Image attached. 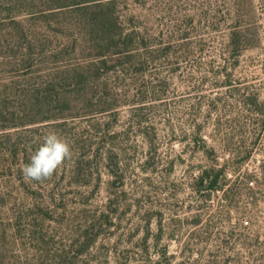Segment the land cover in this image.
Masks as SVG:
<instances>
[{
  "label": "rangeland",
  "instance_id": "obj_1",
  "mask_svg": "<svg viewBox=\"0 0 264 264\" xmlns=\"http://www.w3.org/2000/svg\"><path fill=\"white\" fill-rule=\"evenodd\" d=\"M11 2L0 0V264L52 261L92 220L100 236L78 264H264V0H118L138 39L105 112L18 104L16 91L86 59L61 33L69 13ZM235 28L245 42L228 52ZM48 132L72 157L26 181Z\"/></svg>",
  "mask_w": 264,
  "mask_h": 264
},
{
  "label": "trees",
  "instance_id": "obj_2",
  "mask_svg": "<svg viewBox=\"0 0 264 264\" xmlns=\"http://www.w3.org/2000/svg\"><path fill=\"white\" fill-rule=\"evenodd\" d=\"M11 1L17 6L38 5L47 11L58 10L63 15L69 13L73 21L64 24L61 33L77 37L73 39L81 43L78 46V53L82 55L81 58L86 59V62L60 67L49 73L47 80L43 81L38 88L16 91L14 95H17L19 100L22 98L18 104L53 106L54 110L66 108L71 110L72 103L80 100L85 102V109L89 108L91 112L116 110L118 104L111 102L114 97L109 86V77L111 74H116L120 66L133 63L134 44L138 39L136 32H126L122 28L118 0ZM21 24V22H15L12 30L20 31L19 35L25 39H28L30 35L37 36L34 31L25 32L24 25ZM239 30L240 28H235L229 34L225 45V50L228 52L237 51L244 44L246 34H241ZM35 40L27 41V46H24L30 54H34L36 46L33 41ZM62 113L64 112L61 111L58 115H63ZM219 180L217 176L215 183L218 184ZM210 185L204 184V188L212 187V184ZM93 222L89 221L87 225L80 227L79 238L68 250H58L57 254H51L52 261H43L41 264H78V258L87 253L100 236V232H95L96 223Z\"/></svg>",
  "mask_w": 264,
  "mask_h": 264
},
{
  "label": "clouds",
  "instance_id": "obj_3",
  "mask_svg": "<svg viewBox=\"0 0 264 264\" xmlns=\"http://www.w3.org/2000/svg\"><path fill=\"white\" fill-rule=\"evenodd\" d=\"M72 148L69 142L55 132H48L41 138L39 147L31 154L30 161L22 166L26 181L43 182L71 159Z\"/></svg>",
  "mask_w": 264,
  "mask_h": 264
},
{
  "label": "water",
  "instance_id": "obj_4",
  "mask_svg": "<svg viewBox=\"0 0 264 264\" xmlns=\"http://www.w3.org/2000/svg\"><path fill=\"white\" fill-rule=\"evenodd\" d=\"M223 182H224V180H223V179H220L219 182H218V184H219V185H222Z\"/></svg>",
  "mask_w": 264,
  "mask_h": 264
}]
</instances>
